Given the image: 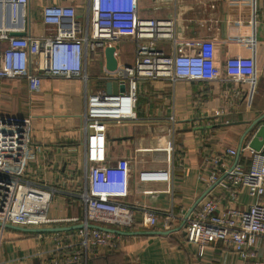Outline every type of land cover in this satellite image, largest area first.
<instances>
[{
    "label": "crops",
    "instance_id": "obj_1",
    "mask_svg": "<svg viewBox=\"0 0 264 264\" xmlns=\"http://www.w3.org/2000/svg\"><path fill=\"white\" fill-rule=\"evenodd\" d=\"M47 2L73 3L79 18L87 16L85 0H32L30 29L34 35L46 33L41 7ZM143 11L147 17L173 18L177 36L185 41L202 42L193 48L182 43L178 49L204 55L209 76L224 74L227 59L241 56L253 59L254 80L236 84L212 80L140 81L136 119L110 123L107 162L102 166L112 175L117 171L110 168L129 167L128 191L121 198L129 204L187 214L206 193L203 199L220 200V210L248 208L255 198L248 188L242 187L238 197L231 199L234 185L228 182L226 168L221 169L219 181L211 187L207 183L216 169L212 156L227 148L238 150L241 144L249 142L256 130L255 127L247 132L249 127L264 115V0H143ZM125 42L129 45L117 47L118 61L129 64L135 60V46L130 40L121 43ZM157 46L167 53L172 52L171 41L158 42ZM93 60H97L94 65ZM104 61L101 55L89 61L87 81L82 77L43 72L41 89L36 93L29 90L24 78L0 79V113L31 118L32 145L24 166L37 185L56 189L48 210L49 218L84 215L79 196L86 180L83 115L87 93L98 89L96 83H103L106 89ZM40 62L44 63V57ZM233 87L243 90L234 102ZM169 141L174 143L171 188L168 189L165 181H139L141 170L167 168ZM225 162L229 168L237 162L247 169L250 158L241 152L239 156H227ZM143 213V209L135 211L132 227L104 224L132 232L118 234L117 247L112 250L116 260L119 259L117 264L245 263L240 254L222 240L212 242L200 254L199 246L186 240L183 227L176 229L180 224L168 234L154 233L164 230L144 225ZM75 225L60 222L45 227ZM75 229L26 232L0 225V264H52L57 241L64 243L65 237L71 238L70 232ZM256 249L255 258L264 260V235L259 237ZM107 254L108 250L93 249L88 257ZM83 257L87 264V258Z\"/></svg>",
    "mask_w": 264,
    "mask_h": 264
},
{
    "label": "built area",
    "instance_id": "obj_2",
    "mask_svg": "<svg viewBox=\"0 0 264 264\" xmlns=\"http://www.w3.org/2000/svg\"><path fill=\"white\" fill-rule=\"evenodd\" d=\"M87 16L79 18L73 3L47 2L41 7L46 33L31 32L32 0H0V79L24 78L32 93L41 89L44 73L88 79L87 67L95 55L105 60V49L130 40L135 46L132 63H118L115 71L105 70L106 81L125 83V90L116 93L93 90L87 93L83 115L85 132V186L79 193L84 215L69 218H49L48 210L56 189L37 185L28 175L24 162L32 145L30 117L0 113V225L41 228L60 222L82 225L71 231V238L57 241L52 264H77L93 249L111 251L117 247L118 233L102 230L93 224H114L132 227L136 210H144V225L171 230L184 221V232L189 243L197 244L202 254L212 242L222 240L234 248L244 264H264L255 258L256 244L264 235V145L252 148L247 142L241 152L250 158L247 169L239 163L229 168L227 156L239 150L227 148L212 156L216 169L209 177L208 186L219 181L221 169L226 168L231 199L238 197L242 187L248 188L255 201L248 208H224L214 197L203 199L186 217L174 209L159 211L129 204L121 198L128 191V166L110 168L107 162V130L110 123L136 119L139 83L142 80L170 79L171 81H222L245 83L254 80L255 67L251 57L235 56L227 59L224 74L209 76L204 55L179 51L182 43L195 47L202 42L177 36L173 18L147 17L141 13L143 0H85ZM24 32V35L14 33ZM171 41L172 52L157 46ZM115 55L118 58L116 46ZM44 57V63H41ZM105 62V61H104ZM42 67V68H41ZM44 72V73H43ZM243 90L232 89V102ZM173 141L166 147L168 166L165 169H146L138 173L141 182L173 180ZM230 187V186H229ZM150 192V191H146ZM71 250V251H69Z\"/></svg>",
    "mask_w": 264,
    "mask_h": 264
},
{
    "label": "water",
    "instance_id": "obj_3",
    "mask_svg": "<svg viewBox=\"0 0 264 264\" xmlns=\"http://www.w3.org/2000/svg\"><path fill=\"white\" fill-rule=\"evenodd\" d=\"M15 35H24V32H19V33H14ZM115 51H116V46H108L105 49V66L106 69L108 71H115L118 67V58L115 55ZM118 87L120 88L121 91L125 90V83L122 82L120 83V85L118 86L116 81H108L106 83V90L108 93H116ZM264 119V115L260 116L258 119H256L255 121H253V123L251 124V126L249 127L248 131H251L253 128L256 127L255 133L253 134L249 144L252 148L259 150L262 148V146L264 145V123H261V121ZM258 126V127H257ZM246 132V134H247ZM245 134V135H246ZM244 135V137H245ZM241 146L242 144L239 146L238 150L239 153L237 156H239L240 154V150H241ZM237 163V162H236ZM206 195V193L200 197L195 204L193 205V207L188 211V213L186 214V217L197 207V205L200 203V201L204 198V196ZM94 226L102 229V230H107V231H112V232H116V233H132V232H127V231H123L117 228H112V227H107V226H103V225H95ZM9 228H14V229H19L22 231H26V232H44V231H55V230H64V229H72V228H79L82 225H75L72 227H55V228H46V227H42V228H27V227H21V226H16V225H11V224H7L6 225ZM184 226V221L179 225V227H177L176 229H181ZM171 230H164V231H156L154 233H164V234H168L172 231Z\"/></svg>",
    "mask_w": 264,
    "mask_h": 264
},
{
    "label": "trees",
    "instance_id": "obj_4",
    "mask_svg": "<svg viewBox=\"0 0 264 264\" xmlns=\"http://www.w3.org/2000/svg\"><path fill=\"white\" fill-rule=\"evenodd\" d=\"M114 249H112V250H114ZM112 250L108 251L107 255H96V256L94 255L91 258L88 257L87 258V264H102V263L103 264H117L116 261H119V259L116 260L117 259L115 257L116 254H113L114 251H112ZM112 259H115V260H112ZM79 264H85V260H84L83 256H82V259L80 260ZM128 264H130V263H128Z\"/></svg>",
    "mask_w": 264,
    "mask_h": 264
},
{
    "label": "rangeland",
    "instance_id": "obj_5",
    "mask_svg": "<svg viewBox=\"0 0 264 264\" xmlns=\"http://www.w3.org/2000/svg\"><path fill=\"white\" fill-rule=\"evenodd\" d=\"M34 8H35V3H34ZM141 13L144 15L143 7H141ZM34 22L36 23V25L39 24V22L36 20V18L34 19ZM124 44L126 45V44H128V42L117 44L118 49L121 48L122 46H124ZM129 53H131V52H129ZM95 63H97V60H93L92 64L94 65ZM90 68H91V66H90ZM96 68H99V67L97 66ZM94 82H96V81H94ZM96 84H97V88H98L96 90L103 89V87H104V84L103 83H96ZM112 227H115V226H112ZM261 261H263V260H261Z\"/></svg>",
    "mask_w": 264,
    "mask_h": 264
}]
</instances>
